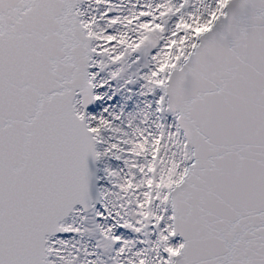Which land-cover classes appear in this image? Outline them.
I'll use <instances>...</instances> for the list:
<instances>
[{
    "label": "snow or ice",
    "instance_id": "obj_1",
    "mask_svg": "<svg viewBox=\"0 0 264 264\" xmlns=\"http://www.w3.org/2000/svg\"><path fill=\"white\" fill-rule=\"evenodd\" d=\"M0 264H264V0H0Z\"/></svg>",
    "mask_w": 264,
    "mask_h": 264
}]
</instances>
